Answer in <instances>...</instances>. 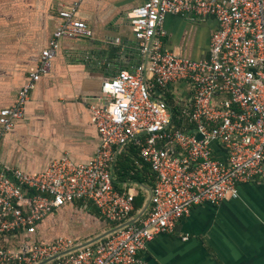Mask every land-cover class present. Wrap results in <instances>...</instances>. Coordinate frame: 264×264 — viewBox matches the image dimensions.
<instances>
[{
  "label": "built area",
  "instance_id": "obj_1",
  "mask_svg": "<svg viewBox=\"0 0 264 264\" xmlns=\"http://www.w3.org/2000/svg\"><path fill=\"white\" fill-rule=\"evenodd\" d=\"M76 5L59 9L35 68L14 103L0 109V137L24 117L60 40L91 36ZM168 14L216 20L207 56L164 46ZM128 16L141 61L102 83L104 102L91 108L99 136L93 157L76 163L63 155L40 172L0 165V264H145L138 253L147 242L171 233L193 206L216 205L236 196L238 184L264 178V0H144ZM130 143L154 175L145 213L80 247L69 236L41 239V222L77 200L90 201L114 225L136 214L137 192L114 183L117 158Z\"/></svg>",
  "mask_w": 264,
  "mask_h": 264
},
{
  "label": "crops",
  "instance_id": "obj_2",
  "mask_svg": "<svg viewBox=\"0 0 264 264\" xmlns=\"http://www.w3.org/2000/svg\"><path fill=\"white\" fill-rule=\"evenodd\" d=\"M143 1L0 0V109L14 103L35 68L59 23V9L76 3L75 16L92 30L91 36L60 40L50 71L31 91L24 117L0 137V165L40 172L63 155L76 163L93 157L99 136L91 108L103 104L105 80L141 61L128 13ZM163 26L166 48L198 59L208 54L216 20L168 14ZM128 147L122 153L132 169L119 173L116 165L114 183L132 186L146 199L148 171ZM110 227L90 201L77 200L49 214L38 236H69L83 243ZM138 256L145 264H264V178L238 184L236 196L216 205L193 206L171 233L155 235Z\"/></svg>",
  "mask_w": 264,
  "mask_h": 264
},
{
  "label": "trees",
  "instance_id": "obj_3",
  "mask_svg": "<svg viewBox=\"0 0 264 264\" xmlns=\"http://www.w3.org/2000/svg\"><path fill=\"white\" fill-rule=\"evenodd\" d=\"M128 146V145H127ZM126 146V147H127ZM129 149H131L132 150V152L131 153H134V154H136V156H138V158H139V160L141 161V162H143L142 161V159L139 157V155H138V148H137V146L135 145V144H133V143H130L129 144V147H128ZM128 155V154H127ZM131 160H128V158H127V156H126V154L125 153H121L119 156H118V158H117V161H116V163H115V167H116V165H117V170L119 169V173H121L122 172V169H132V167L131 166H129V164H128V162H130ZM144 163V168L145 169H147V173H148V176H147V178L146 179H144L145 180V182H147L150 186H152L153 185V180H154V175H153V172L151 171V169H150V167H149V165L147 164V163H145V162H143ZM124 174H126V173H124ZM127 175V174H126ZM135 178V177H134ZM138 180V182H141V179L139 178V179H137ZM116 186V185H115ZM144 199H145V195L144 194H141V193H138L136 196H135V199H134V211H133V213L132 214H134L137 210H139L140 208H141V206H142V204H143V202H144ZM107 223H109V222H107ZM109 225L110 226H112V225H114V223H109ZM47 241H50V240H47Z\"/></svg>",
  "mask_w": 264,
  "mask_h": 264
},
{
  "label": "water",
  "instance_id": "obj_4",
  "mask_svg": "<svg viewBox=\"0 0 264 264\" xmlns=\"http://www.w3.org/2000/svg\"><path fill=\"white\" fill-rule=\"evenodd\" d=\"M150 193H151V187H149V195L148 197L144 200L141 208L136 212V214L129 220L123 222V223H120V224H117V225H114V226H111L110 228H108L107 230H105L104 232L96 235L95 237L83 242V243H80L79 245H77L76 247H80V246H83L85 244H91L99 239H102L104 238L105 236H107L108 234L114 232L115 230L125 226V225H128V224H131V223H134L135 221H137L146 211V209L148 208V205H149V202H150ZM54 258V257H52ZM52 258H49V259H46L44 261H42L41 263L43 262H46Z\"/></svg>",
  "mask_w": 264,
  "mask_h": 264
}]
</instances>
